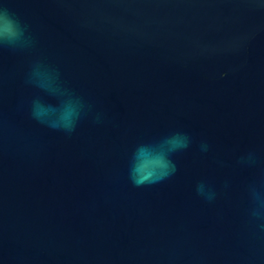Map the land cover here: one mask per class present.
<instances>
[{"label":"water","instance_id":"water-1","mask_svg":"<svg viewBox=\"0 0 264 264\" xmlns=\"http://www.w3.org/2000/svg\"><path fill=\"white\" fill-rule=\"evenodd\" d=\"M0 5L34 40L0 48V264H264V0ZM38 59L88 106L71 135L31 118ZM176 132L175 173L133 186L136 146Z\"/></svg>","mask_w":264,"mask_h":264},{"label":"clouds","instance_id":"clouds-1","mask_svg":"<svg viewBox=\"0 0 264 264\" xmlns=\"http://www.w3.org/2000/svg\"><path fill=\"white\" fill-rule=\"evenodd\" d=\"M33 44L34 40L28 26L14 12L0 5V48L15 51L28 49ZM26 83L49 98L37 95L31 100V118L48 128L71 135L88 106L64 84L59 69L38 59L31 65ZM51 100L57 102L52 103ZM96 119L99 120V115ZM190 143L187 134L176 132L158 143L139 144L129 161V181L135 187H143L168 179L175 173L172 156L186 149ZM207 148L206 144H201L202 151H207ZM195 191L208 202L216 198V192L203 181L196 184ZM246 194L250 221L264 229V181L250 183L246 188Z\"/></svg>","mask_w":264,"mask_h":264}]
</instances>
